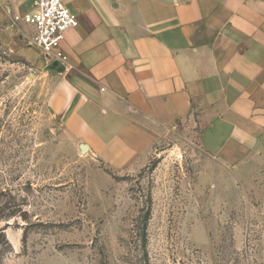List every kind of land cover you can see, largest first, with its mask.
Masks as SVG:
<instances>
[{
  "label": "rangeland",
  "instance_id": "obj_1",
  "mask_svg": "<svg viewBox=\"0 0 264 264\" xmlns=\"http://www.w3.org/2000/svg\"><path fill=\"white\" fill-rule=\"evenodd\" d=\"M23 4L0 0V264H264V129L214 150L195 112L128 168L82 154Z\"/></svg>",
  "mask_w": 264,
  "mask_h": 264
},
{
  "label": "crops",
  "instance_id": "obj_2",
  "mask_svg": "<svg viewBox=\"0 0 264 264\" xmlns=\"http://www.w3.org/2000/svg\"><path fill=\"white\" fill-rule=\"evenodd\" d=\"M66 3L79 24L49 105L110 166L134 165L195 112L214 150L264 129V0Z\"/></svg>",
  "mask_w": 264,
  "mask_h": 264
},
{
  "label": "built area",
  "instance_id": "obj_3",
  "mask_svg": "<svg viewBox=\"0 0 264 264\" xmlns=\"http://www.w3.org/2000/svg\"><path fill=\"white\" fill-rule=\"evenodd\" d=\"M15 16L35 31L31 44L45 57L66 64L67 55L62 49V41L68 30L78 26L79 21L68 7L66 0H31V7Z\"/></svg>",
  "mask_w": 264,
  "mask_h": 264
},
{
  "label": "water",
  "instance_id": "obj_4",
  "mask_svg": "<svg viewBox=\"0 0 264 264\" xmlns=\"http://www.w3.org/2000/svg\"><path fill=\"white\" fill-rule=\"evenodd\" d=\"M46 59L49 62V68L53 69L57 72H65L66 71V65L64 63H62L59 60H52L50 55H46ZM79 149L81 151L82 154H86V152H88L90 150L89 145L86 142H80L78 144Z\"/></svg>",
  "mask_w": 264,
  "mask_h": 264
},
{
  "label": "trees",
  "instance_id": "obj_5",
  "mask_svg": "<svg viewBox=\"0 0 264 264\" xmlns=\"http://www.w3.org/2000/svg\"><path fill=\"white\" fill-rule=\"evenodd\" d=\"M2 237L6 239V235L4 234V232L0 231V238Z\"/></svg>",
  "mask_w": 264,
  "mask_h": 264
}]
</instances>
